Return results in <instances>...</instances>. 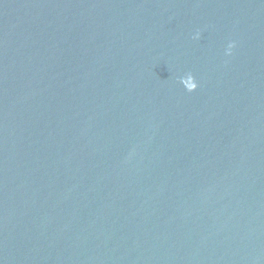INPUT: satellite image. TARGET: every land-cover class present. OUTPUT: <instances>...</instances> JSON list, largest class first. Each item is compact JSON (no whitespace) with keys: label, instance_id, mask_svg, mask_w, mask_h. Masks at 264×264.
<instances>
[{"label":"water","instance_id":"1","mask_svg":"<svg viewBox=\"0 0 264 264\" xmlns=\"http://www.w3.org/2000/svg\"><path fill=\"white\" fill-rule=\"evenodd\" d=\"M0 264H264V0H0Z\"/></svg>","mask_w":264,"mask_h":264},{"label":"clouds","instance_id":"2","mask_svg":"<svg viewBox=\"0 0 264 264\" xmlns=\"http://www.w3.org/2000/svg\"><path fill=\"white\" fill-rule=\"evenodd\" d=\"M234 47L233 44H229L228 45V54L230 55L231 54V49Z\"/></svg>","mask_w":264,"mask_h":264}]
</instances>
